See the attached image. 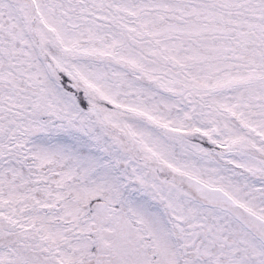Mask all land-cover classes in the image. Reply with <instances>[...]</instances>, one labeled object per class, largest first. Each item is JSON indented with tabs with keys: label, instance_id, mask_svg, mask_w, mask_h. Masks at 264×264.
I'll return each mask as SVG.
<instances>
[{
	"label": "snow or ice",
	"instance_id": "snow-or-ice-1",
	"mask_svg": "<svg viewBox=\"0 0 264 264\" xmlns=\"http://www.w3.org/2000/svg\"><path fill=\"white\" fill-rule=\"evenodd\" d=\"M0 264H264V0H0Z\"/></svg>",
	"mask_w": 264,
	"mask_h": 264
}]
</instances>
